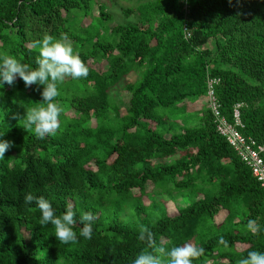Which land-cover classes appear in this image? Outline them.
Masks as SVG:
<instances>
[{"label": "trees", "instance_id": "16d2710c", "mask_svg": "<svg viewBox=\"0 0 264 264\" xmlns=\"http://www.w3.org/2000/svg\"><path fill=\"white\" fill-rule=\"evenodd\" d=\"M134 3L110 27L104 0H0V53L35 68L33 42L65 33L89 68L87 78L59 85L60 127L44 139L19 122L41 102L42 86L18 79L0 88V139L15 145L0 160V264H132L145 247L140 226L167 248H205L193 264L264 252V231L245 227L249 219L264 227V190L216 132L207 97V80L219 79L221 114L232 122L242 103L241 134L264 143V0H188L187 17L182 0ZM28 192L57 215L74 206L77 243H59L53 226L40 225ZM163 196L183 203L177 215ZM82 212L95 217L91 239L80 235Z\"/></svg>", "mask_w": 264, "mask_h": 264}, {"label": "clouds", "instance_id": "9594fccd", "mask_svg": "<svg viewBox=\"0 0 264 264\" xmlns=\"http://www.w3.org/2000/svg\"><path fill=\"white\" fill-rule=\"evenodd\" d=\"M231 2L232 0H229L230 5ZM32 46L39 52L35 68L12 55L0 53V88H3L5 84L13 87L18 79L23 81L25 88L36 85L38 86L36 90L39 91V86H42L41 102L35 107L25 109L19 122L22 123V128L26 132H31L37 138L44 139L46 136L55 135L60 127L59 118L64 108L57 100L60 96L59 85L64 82L65 78L73 80L87 78L89 68L79 53L74 51L72 41L65 33L58 38L45 34L41 40L34 41ZM14 146L13 141L0 139V160H4L6 152ZM24 203L26 205L35 204L41 213L40 225L53 226L55 238L59 243L67 245L78 242L74 231L77 225L76 211L71 203L66 206L62 215H57L49 200L43 196L37 197L31 192L25 194ZM94 219L92 212L80 214L79 223L82 225L80 235L85 239L92 237ZM245 227L253 235L264 231V227L255 219H249ZM137 239L145 247L135 256L132 264H193L195 260L205 256V248L195 246L190 242L171 248L158 244L155 234L147 226L139 227ZM219 243L226 249L229 247L228 241L223 236L220 237ZM238 264H264V252L250 251L246 258L239 260Z\"/></svg>", "mask_w": 264, "mask_h": 264}, {"label": "built area", "instance_id": "2783aa9c", "mask_svg": "<svg viewBox=\"0 0 264 264\" xmlns=\"http://www.w3.org/2000/svg\"><path fill=\"white\" fill-rule=\"evenodd\" d=\"M184 17L190 11L188 0H182ZM184 38L190 39L191 33L186 24L183 25ZM219 79L209 78L207 80L208 107L210 108L216 124V132L225 139L228 145L237 154L240 161L249 168L252 177L260 188L264 190V143L257 144L251 137H245L239 129L243 128L241 122L242 103H237L232 108V122L221 114L218 101L214 95V87Z\"/></svg>", "mask_w": 264, "mask_h": 264}, {"label": "rangeland", "instance_id": "374dc122", "mask_svg": "<svg viewBox=\"0 0 264 264\" xmlns=\"http://www.w3.org/2000/svg\"><path fill=\"white\" fill-rule=\"evenodd\" d=\"M135 0H104V4L106 5V9L105 11H108L109 13L112 14V22L110 25V27H113L114 25L118 24V23H122L124 18L122 16V9L126 8V7H130L132 5H134ZM95 15L97 14V9L94 10ZM86 21H83V23H85ZM208 47H210V44H207ZM133 77H129L127 79L128 82L132 81ZM124 82H121L116 88H114L112 90L113 95L117 98V99H122L123 96L125 95L123 92V89H121L122 85ZM192 118H195L193 116H191ZM152 188L151 184H147V191H150ZM163 201L165 202V207L168 211V214L170 216H174L177 215V206L178 207H182L183 203L181 201L177 202L176 205H174L172 202L168 201L166 199L165 196L162 197ZM160 199V198H157ZM143 203L145 205L148 204V199L147 198H143ZM226 212L225 211H220L216 218L215 221L216 223H219L224 217H225ZM243 246H237V249H242Z\"/></svg>", "mask_w": 264, "mask_h": 264}]
</instances>
